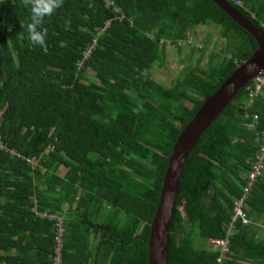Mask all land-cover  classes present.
Wrapping results in <instances>:
<instances>
[{"label":"trees","instance_id":"obj_1","mask_svg":"<svg viewBox=\"0 0 264 264\" xmlns=\"http://www.w3.org/2000/svg\"><path fill=\"white\" fill-rule=\"evenodd\" d=\"M114 1L121 20L105 0H63L44 20V48L28 39L26 0L0 2V138L8 146L0 151V251L15 252L0 254V264H51L54 221L33 208L62 217L63 264H147L149 225L181 129L257 48L212 0ZM227 1L264 31V0ZM198 26L219 27L225 54L212 53L202 66L204 40L170 86L154 80L166 45L181 52ZM246 104L243 87L185 160L167 264H217L207 239L224 235L262 126H250L262 106ZM244 210L249 222H235L223 264H264L256 223L264 216V173Z\"/></svg>","mask_w":264,"mask_h":264},{"label":"water","instance_id":"obj_2","mask_svg":"<svg viewBox=\"0 0 264 264\" xmlns=\"http://www.w3.org/2000/svg\"><path fill=\"white\" fill-rule=\"evenodd\" d=\"M256 41L257 48L206 98L181 129L167 159L158 203L150 222L147 264H167V240L185 160L201 134L232 101L235 94L264 69V31L227 0H212Z\"/></svg>","mask_w":264,"mask_h":264},{"label":"built area","instance_id":"obj_3","mask_svg":"<svg viewBox=\"0 0 264 264\" xmlns=\"http://www.w3.org/2000/svg\"><path fill=\"white\" fill-rule=\"evenodd\" d=\"M7 0H0V2H5ZM236 4H241L240 0H232ZM106 6L111 8L116 14L115 18L121 20L123 16L122 9L115 3L114 0H105ZM108 25V23L106 24ZM96 44L95 40H92L90 47H88L82 54V59L77 62V66L80 67L82 61L87 59L92 48ZM245 91L247 95L246 106H252L255 103H259L262 106V111L260 113H253L251 115V126L256 125L259 121H262V126L258 131L256 137L257 148L253 154V159L251 161L248 171L244 175V185L242 186L241 194L238 198L234 199L233 202V213L230 217L229 223L224 227V235L218 238H208L207 247L218 253L215 261L217 264H223V258L230 253L229 249V239L232 235V230L234 229L235 222L240 221L242 224L249 222L246 211L244 210V204L247 200L250 191L256 182L264 173V69L261 70L251 81H249L245 86ZM0 151H8V146L0 138ZM11 155H15L14 150H9ZM18 155V154H16ZM28 162L35 164L37 160L27 159ZM40 216L48 217L53 222L55 235H54V248L53 253L50 256L51 264H63L62 252H63V236H64V226L63 219L61 216L56 214H46L43 213Z\"/></svg>","mask_w":264,"mask_h":264},{"label":"rangeland","instance_id":"obj_4","mask_svg":"<svg viewBox=\"0 0 264 264\" xmlns=\"http://www.w3.org/2000/svg\"><path fill=\"white\" fill-rule=\"evenodd\" d=\"M204 40H207V42L201 61L202 66L207 65L212 53L218 54L216 59H220L225 54V39L220 36L219 27L198 26L196 29L188 30L185 40L181 42V52L171 45H166L165 61L153 68L151 71L152 78L164 86H170L183 67L195 59L196 53L193 52L192 47H201ZM87 72L89 73V79L95 80L93 73L89 69ZM185 103L190 105L188 102Z\"/></svg>","mask_w":264,"mask_h":264},{"label":"clouds","instance_id":"obj_5","mask_svg":"<svg viewBox=\"0 0 264 264\" xmlns=\"http://www.w3.org/2000/svg\"><path fill=\"white\" fill-rule=\"evenodd\" d=\"M26 2L30 7V22L26 25L28 39L31 44L44 48L47 36L44 20L62 6L63 0H26ZM69 23V21L65 22V28Z\"/></svg>","mask_w":264,"mask_h":264},{"label":"crops","instance_id":"obj_6","mask_svg":"<svg viewBox=\"0 0 264 264\" xmlns=\"http://www.w3.org/2000/svg\"><path fill=\"white\" fill-rule=\"evenodd\" d=\"M251 126V125H250ZM65 172V169H64V167L63 166H60L59 167V174L60 175H63V173ZM38 187L40 188V189H45L46 188V186L44 185V184H38ZM68 203H66V202H62L61 203V208H62V210H63V213H65L67 210H68ZM33 211L35 212V213H37L38 215H41V214H43V213H39V211H36L35 210V208H33ZM63 218H64V216H63ZM257 222L256 223H258V225H260L261 226V230L259 231V235H263L264 236V216L263 215H261V217H259L257 220H256ZM0 254H2V255H9V256H14L15 255V252H14V250H11V251H0ZM242 264H252L251 262H248V261H244V260H242V261H240ZM4 263V261L3 262H1V264H3Z\"/></svg>","mask_w":264,"mask_h":264}]
</instances>
